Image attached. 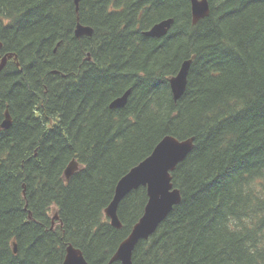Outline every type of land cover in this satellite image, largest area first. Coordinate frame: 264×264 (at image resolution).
<instances>
[{"label": "trees", "instance_id": "obj_1", "mask_svg": "<svg viewBox=\"0 0 264 264\" xmlns=\"http://www.w3.org/2000/svg\"><path fill=\"white\" fill-rule=\"evenodd\" d=\"M0 0V264L110 263L147 189L105 210L166 136L194 138L176 205L133 264H264V0ZM79 17V21H78ZM173 18L168 34L143 32ZM78 22L91 37H77ZM90 58V59H88ZM192 59L184 95L170 79ZM131 89L122 109L110 103ZM76 160L81 168L66 180ZM57 215V219L55 216ZM16 248V251H15Z\"/></svg>", "mask_w": 264, "mask_h": 264}, {"label": "water", "instance_id": "obj_2", "mask_svg": "<svg viewBox=\"0 0 264 264\" xmlns=\"http://www.w3.org/2000/svg\"><path fill=\"white\" fill-rule=\"evenodd\" d=\"M81 0H74L77 12ZM192 21L197 24L210 14L209 0H190ZM79 21V17H78ZM174 23L173 18L164 19L144 31L146 37L162 38L168 34ZM76 36H89L94 33L89 26H84L78 22ZM2 42L0 41V74L7 65L8 60L17 56L13 54L2 55ZM90 59V58H88ZM192 59L183 62L176 76L170 79V87L175 101H178L185 93L188 83V75ZM131 89H128L123 95L115 98L110 103L111 109H122L126 106ZM12 125L10 112L6 110L5 119L0 128L8 129ZM194 148V138L180 140L174 136L164 137L155 147L150 156L133 167L125 176H123L115 190L113 200L105 210L106 216L116 229L122 228V223L118 216V208L121 201L132 191L145 187L148 194L144 214L133 226L130 234L122 241L110 263L119 261L122 264H133L132 255L136 246L144 240L152 237L159 226L166 220L173 208L181 202L180 190L174 187L172 182V173L177 166L182 163ZM81 168L80 164L73 160L65 169L64 176L68 181ZM57 219V215L55 216ZM16 251V248H15ZM63 264H89L83 253L69 245Z\"/></svg>", "mask_w": 264, "mask_h": 264}]
</instances>
